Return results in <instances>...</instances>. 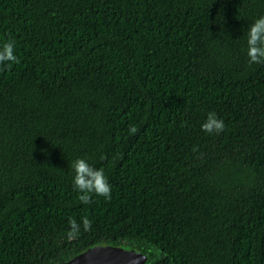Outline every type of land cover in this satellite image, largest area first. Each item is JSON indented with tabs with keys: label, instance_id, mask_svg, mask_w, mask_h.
Instances as JSON below:
<instances>
[{
	"label": "trees",
	"instance_id": "1",
	"mask_svg": "<svg viewBox=\"0 0 264 264\" xmlns=\"http://www.w3.org/2000/svg\"><path fill=\"white\" fill-rule=\"evenodd\" d=\"M260 16L264 0H0V46L19 59L0 71V264L105 245L146 264H264ZM209 112L219 135L201 130ZM78 158L104 169L110 201H79Z\"/></svg>",
	"mask_w": 264,
	"mask_h": 264
},
{
	"label": "clouds",
	"instance_id": "2",
	"mask_svg": "<svg viewBox=\"0 0 264 264\" xmlns=\"http://www.w3.org/2000/svg\"><path fill=\"white\" fill-rule=\"evenodd\" d=\"M247 57L250 65L264 64V16L257 18L248 30ZM15 63H19V59L15 55V41L9 40L0 46V71L5 68L10 70L12 64ZM201 130L208 134L219 135L225 130L224 120L218 118L215 112H209L206 120L201 124ZM130 131L135 133L137 129L133 126ZM71 167L74 173L72 187L77 192L81 203L90 204L94 195L103 197L106 201L112 199V186L109 184L103 168H94L82 158L76 159ZM68 224L67 237L70 240L76 238L81 229L87 232L92 228V221L86 216L82 217L79 222L75 218L69 217ZM157 255H161V253L158 251Z\"/></svg>",
	"mask_w": 264,
	"mask_h": 264
},
{
	"label": "water",
	"instance_id": "3",
	"mask_svg": "<svg viewBox=\"0 0 264 264\" xmlns=\"http://www.w3.org/2000/svg\"><path fill=\"white\" fill-rule=\"evenodd\" d=\"M146 256L132 249L105 245L86 249L60 264H146Z\"/></svg>",
	"mask_w": 264,
	"mask_h": 264
},
{
	"label": "rangeland",
	"instance_id": "4",
	"mask_svg": "<svg viewBox=\"0 0 264 264\" xmlns=\"http://www.w3.org/2000/svg\"><path fill=\"white\" fill-rule=\"evenodd\" d=\"M123 249H127V248H124V247H123Z\"/></svg>",
	"mask_w": 264,
	"mask_h": 264
}]
</instances>
